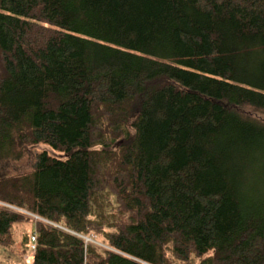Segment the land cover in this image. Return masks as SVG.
Masks as SVG:
<instances>
[{"label": "trees", "instance_id": "obj_1", "mask_svg": "<svg viewBox=\"0 0 264 264\" xmlns=\"http://www.w3.org/2000/svg\"><path fill=\"white\" fill-rule=\"evenodd\" d=\"M252 111L264 0H0V162L61 153L0 203L105 247L35 221L31 264H264ZM26 218L0 205V246Z\"/></svg>", "mask_w": 264, "mask_h": 264}, {"label": "rangeland", "instance_id": "obj_2", "mask_svg": "<svg viewBox=\"0 0 264 264\" xmlns=\"http://www.w3.org/2000/svg\"><path fill=\"white\" fill-rule=\"evenodd\" d=\"M258 118L264 121V114L253 112ZM41 150L46 151L48 154L53 156H60L61 153L51 150L44 144H35L31 146H25L23 148L22 156L19 160H4L0 162V174L3 175H17L22 172L29 171L32 167L34 158ZM39 222L46 221L43 218L37 216ZM36 220L32 218H26V220L15 224L12 228V243L8 247L0 246V264H29L30 252L27 249V237L33 232L34 223ZM91 238L100 242L98 237L92 234ZM97 242V243H98ZM93 244L103 247L101 244ZM198 259H194V264ZM28 262V263H27ZM172 264H191L186 261H172Z\"/></svg>", "mask_w": 264, "mask_h": 264}, {"label": "built area", "instance_id": "obj_3", "mask_svg": "<svg viewBox=\"0 0 264 264\" xmlns=\"http://www.w3.org/2000/svg\"><path fill=\"white\" fill-rule=\"evenodd\" d=\"M0 205H4V206H6V207H8V208H10V209H12V210H14V211H18V212L22 213L24 216H26V217H28V218H32L33 220L38 221V219H39L36 215H34V214L30 213V212H27V211H25V210H23V209L16 208V207H13V206H9V205H5V204H2V203H0ZM42 222L45 223V224H49V225H51V226H53V227H56V228H58V229H60V230L67 231V232H69V233H71V234H73V235H76V236L80 237V238L83 240V242L86 243V244H87V243L93 244V242H94V244L97 243V242H96L95 240H93L90 236L78 235V234H76V233H74V232L68 231V230L64 229L63 227H61V226H59V225H56V224H52V223H50V222H48V221H42ZM34 242H35V235H34V233L32 232V233L28 236V239H27V249H28V251L30 252L29 258L32 257V252H33V250H34ZM97 244H98V243H97Z\"/></svg>", "mask_w": 264, "mask_h": 264}, {"label": "crops", "instance_id": "obj_4", "mask_svg": "<svg viewBox=\"0 0 264 264\" xmlns=\"http://www.w3.org/2000/svg\"><path fill=\"white\" fill-rule=\"evenodd\" d=\"M29 261H30V263H29V264H31V258H30V260H29Z\"/></svg>", "mask_w": 264, "mask_h": 264}]
</instances>
